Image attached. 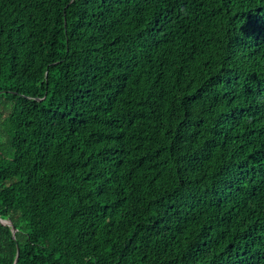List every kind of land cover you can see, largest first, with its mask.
I'll use <instances>...</instances> for the list:
<instances>
[{
	"label": "trees",
	"instance_id": "16d2710c",
	"mask_svg": "<svg viewBox=\"0 0 264 264\" xmlns=\"http://www.w3.org/2000/svg\"><path fill=\"white\" fill-rule=\"evenodd\" d=\"M0 264H264V0H0Z\"/></svg>",
	"mask_w": 264,
	"mask_h": 264
},
{
	"label": "water",
	"instance_id": "95a60500",
	"mask_svg": "<svg viewBox=\"0 0 264 264\" xmlns=\"http://www.w3.org/2000/svg\"><path fill=\"white\" fill-rule=\"evenodd\" d=\"M0 222H1L3 225H9V226L13 227V231H14V233L16 232V229L14 228V226H13V224H12L11 221H8V220L5 221V220H2V219L0 218ZM17 261H18V259H17ZM17 261H16L15 264H17Z\"/></svg>",
	"mask_w": 264,
	"mask_h": 264
}]
</instances>
